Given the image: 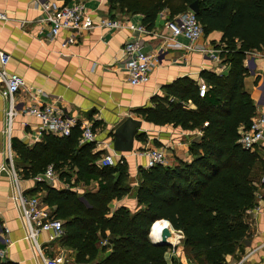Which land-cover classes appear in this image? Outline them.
<instances>
[{"label": "trees", "instance_id": "trees-1", "mask_svg": "<svg viewBox=\"0 0 264 264\" xmlns=\"http://www.w3.org/2000/svg\"><path fill=\"white\" fill-rule=\"evenodd\" d=\"M193 2L198 4L195 17L203 36L221 34L215 49L228 71L200 72L203 94L195 81L177 79L164 88V96L151 99L153 107L134 111L152 125L200 133V139L189 144L191 161L138 169L134 212L125 207L110 211L112 201L130 190L125 162L98 166L103 152H93L94 143H79L78 126L65 137L44 135L31 148L12 140L23 178L32 179L52 165L65 182L75 176L76 183L97 184L96 192L78 194L41 182L33 193L62 221L60 243L75 252L78 264H166L170 246L148 240L151 227L163 221L181 232L182 245L201 264H224L250 233L247 213L255 207L264 161L243 149L238 139L256 114L243 87V63L247 54L264 47V0H107L109 13L141 15L147 30L159 13L166 11L171 20ZM107 249L111 253L104 257Z\"/></svg>", "mask_w": 264, "mask_h": 264}, {"label": "crops", "instance_id": "crops-1", "mask_svg": "<svg viewBox=\"0 0 264 264\" xmlns=\"http://www.w3.org/2000/svg\"><path fill=\"white\" fill-rule=\"evenodd\" d=\"M43 1L60 7L79 0ZM80 2L94 27L82 32L73 44H65L69 32L60 31L57 36L51 37L50 28L43 20L44 12L35 0H0V11L7 16L6 21H0V52L9 57L6 71L18 75L24 82V87L15 95L18 114L13 119L9 136L5 133L8 103L0 94V168H7L11 159L18 174V186L22 194L26 197L39 195L33 193L36 184L41 182L35 180L36 176L31 179L23 178L19 174L21 164L11 145L12 140H17L31 148L40 143L44 135L55 136L41 130L39 121L25 111L31 105L55 106L62 109L68 117L76 119L79 124L91 125L97 141L93 152L102 151L103 154L114 151L115 130L131 118L140 122L131 151H114L124 158L130 190L121 199L112 201L110 211L125 207L134 212L137 209V173L139 168L146 167V152L165 148V165L174 166L179 161H191L189 144L200 139L199 132L185 131L172 125L155 126L143 121L134 111L153 107L151 99L164 96V88L177 79L187 77L195 81L200 89H205L199 78L200 72L208 70L218 75L226 74L228 68L214 59L211 60L205 51L211 48L215 50L221 34L216 31L206 37L202 35L194 44L179 37L176 41L182 45V49H174L164 41L169 35L163 24L167 18L166 11L159 13L153 28L147 30L142 25L141 15L121 14L117 10L109 13L107 0ZM104 19H113L121 26L116 30L98 26ZM130 25L135 28L130 29ZM139 26L144 31L138 30ZM131 41L139 42L144 53L157 58L151 67L148 81L138 86H131L128 82L122 52L123 46ZM243 64L247 69L243 79L244 90L253 100L255 113L264 116V47L260 51L247 54ZM1 87L0 84V89ZM187 106L194 109L192 104ZM106 143H111L108 149L103 147ZM250 152H256L264 161V137ZM97 165L101 166L98 161ZM55 173L57 178L43 182L78 194L84 191L96 192L98 189L94 182L90 185L76 183L75 176L65 182L56 171ZM13 185L11 176L5 171L0 172V248L6 254L3 264H43L30 242L25 239L26 229L20 211L11 199ZM38 197L53 215V207L47 206L40 195ZM254 206L257 210L252 209L247 213L249 235L240 242L235 253L225 258L224 264H264V185L261 179L257 182ZM5 229L8 230L7 237L10 240L7 246L2 241ZM169 230L178 239L177 245L174 244L175 239L170 241V249L164 257L166 264H172V261L175 264H201L182 245L181 232L171 228ZM149 236L150 234L149 242L155 243ZM47 239L48 234L45 232L38 235V242L43 247L45 256L59 259V264H78L75 262V252L62 245L60 239L53 242H48ZM104 244L102 241L101 245ZM175 247H178L176 251ZM110 253L111 250L107 249L103 256ZM90 264H99V261L94 260Z\"/></svg>", "mask_w": 264, "mask_h": 264}, {"label": "built area", "instance_id": "built-area-1", "mask_svg": "<svg viewBox=\"0 0 264 264\" xmlns=\"http://www.w3.org/2000/svg\"><path fill=\"white\" fill-rule=\"evenodd\" d=\"M40 4L41 9L44 12V22L50 28V36L55 37L60 31H68L65 44H73L76 38L85 31L94 27L91 18L87 15L84 5L79 1L74 4L63 5L60 7L55 6L52 3L44 2L43 0H35ZM7 16L0 11V21H6ZM164 27L168 31L169 35L164 40L174 49H182V45L176 41L181 37L185 39L189 44H194L198 41L202 35V29L198 23L195 14L192 11H186L175 16L171 20H164ZM98 26L107 28L109 30H116L121 25L113 19H104ZM130 29H134V25L129 26ZM138 30L144 31L142 26L138 27ZM185 49V48H184ZM123 58L126 62V70L128 75V82L131 86H138L148 81L151 67L154 62L157 61L156 56L144 53L141 49V45L137 41H131L126 43L122 49ZM220 51L215 49L211 50L208 56L211 60L220 62L218 53ZM8 56L3 52H0V94L7 100L8 108L5 112V133L9 136L11 131V125L14 117L18 114V110L15 104V95L24 87V82L21 77L14 73L6 71L5 67L8 62ZM204 88L200 89V93L203 94ZM25 111L28 114L35 117L39 123L41 130L47 131L55 136L65 137L70 134V131L75 126L80 129V144L94 143L96 144V135L91 125L79 124V122L68 117L65 112L51 105H31ZM264 137V116L257 115L252 117L247 129H243L240 133L238 143L245 150L251 151L256 145H258ZM111 143L103 144L104 149H108ZM10 158V149L8 152ZM147 164L145 169H149L155 165H165L166 163V150L165 148L152 149L146 152ZM9 166L6 168L1 166L0 172L5 171L9 174L13 180V194L11 195L12 201L16 204L20 211L21 218L23 220L26 237L37 256L40 257L43 264H59V259L50 258L45 256L43 247L38 242V235L42 232L48 234V242H53L60 239L64 235L62 221L55 219L51 211L43 205L38 196L26 197L22 194L18 186L17 172L14 169L11 159ZM124 158L118 155L116 152L101 155L98 160V164L101 166H115L117 163L122 164ZM57 178V175L52 166H48L44 172L35 177L38 182L45 180L50 181ZM261 183L264 185V175L261 177ZM257 210V207L254 208ZM8 230L3 231V245L10 244V240L7 237ZM172 253L174 250L171 251ZM5 250L0 248V264L5 261Z\"/></svg>", "mask_w": 264, "mask_h": 264}, {"label": "water", "instance_id": "water-1", "mask_svg": "<svg viewBox=\"0 0 264 264\" xmlns=\"http://www.w3.org/2000/svg\"><path fill=\"white\" fill-rule=\"evenodd\" d=\"M188 9L194 14L198 13V4L193 2L189 5ZM140 126V122L131 118L125 120L114 132L113 149L116 152H129L132 149L135 134ZM172 236L167 224L163 226L160 232L159 242L153 243L154 245H169L170 237Z\"/></svg>", "mask_w": 264, "mask_h": 264}, {"label": "bare ground", "instance_id": "bare-ground-1", "mask_svg": "<svg viewBox=\"0 0 264 264\" xmlns=\"http://www.w3.org/2000/svg\"><path fill=\"white\" fill-rule=\"evenodd\" d=\"M165 225V223H160V224H157L156 226L152 227L149 234H150V238L153 242H159L160 240V232H161V229L163 228V226ZM171 239H173V235L170 237V241Z\"/></svg>", "mask_w": 264, "mask_h": 264}, {"label": "rangeland", "instance_id": "rangeland-1", "mask_svg": "<svg viewBox=\"0 0 264 264\" xmlns=\"http://www.w3.org/2000/svg\"><path fill=\"white\" fill-rule=\"evenodd\" d=\"M190 11V10H189ZM211 50H213V48H211V49H208V50H205L206 52H208V54L209 53H211ZM161 224L163 223V222H160ZM159 223V224H160ZM157 225V224H156ZM156 225H153L152 227H154V226H156ZM151 227V228H152ZM175 239V243L174 244H176L177 245V243H176V241H177V239H178V237L177 238H175L174 236H173V239H171V241H173ZM175 246V245H174Z\"/></svg>", "mask_w": 264, "mask_h": 264}]
</instances>
